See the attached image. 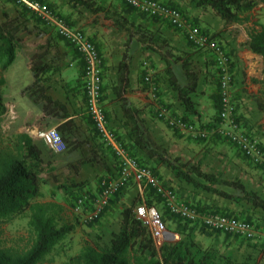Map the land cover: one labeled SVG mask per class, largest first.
<instances>
[{"label":"rangeland","instance_id":"1","mask_svg":"<svg viewBox=\"0 0 264 264\" xmlns=\"http://www.w3.org/2000/svg\"><path fill=\"white\" fill-rule=\"evenodd\" d=\"M34 1L46 5L50 11L64 18L71 27L80 30L91 42L90 36L93 33L94 36L97 34L100 44L108 48L109 56L113 61L109 63L110 65L104 66L97 45L92 42L102 60L103 108L105 115L109 116V129L117 137L122 135L123 139L127 140V133L124 136L122 132L131 130L135 124L131 122L129 125H123L124 115L120 106L122 104L134 106L139 111L135 116V122L140 126L142 138L149 149L158 151L174 164L189 162L204 173L222 175L226 183L216 188L230 194L231 197L224 199L202 188L189 185L157 165L158 177L152 174L161 184L170 188L176 198L190 208L245 220L254 226V237L251 240H242L223 233L207 236L201 233L202 230L197 224L193 226L195 228L193 238L197 245L202 249L212 246L241 262L247 260L250 264H264V211L251 201L253 194L264 202V168L255 160L245 157L236 142L224 134L228 131V127L219 114L221 69L213 52L209 48L198 49L199 47L191 43L184 34L170 27L165 20L146 18L132 9L126 13L125 10L129 7L122 0H93L97 6L103 8L99 13L72 7L70 0ZM176 1L161 3L178 9L186 19L199 27L209 40L215 41L221 47L227 60L225 66L230 79L229 94L230 103L234 108L233 120L243 134L250 137L258 148L264 150V112L257 109V103L255 106L246 107L252 116L250 124L238 115L237 106L247 101L244 100V95L239 93L244 71L236 52L247 48L245 43H237V40L246 28L243 25H226L208 9H193L189 0ZM261 12L264 14V8ZM115 19H127L128 23L132 24L130 31L126 32L116 27ZM0 24L7 28H18L15 36L18 54L5 72L7 84L2 89L4 99L9 98L12 102H19L22 87L30 85L34 80L30 66L49 62L54 71L47 75L48 79L44 85L48 86L52 98L65 102L70 112L78 113L77 115L86 112L88 117L84 119L82 116L83 123L79 120V125L74 123L68 132L64 134L60 132L67 150L59 155H53L42 139L37 137L33 139L27 133L42 149L44 163L48 164L47 175L42 176L46 180L41 187L44 198L41 196L36 201L60 204L63 207L62 220L75 226L71 236H67L46 257L45 264H55L64 257L67 258L69 253L77 254L85 243L105 244L113 231L119 228L123 207L141 198L131 182L117 197L119 199L113 201L100 220L92 224L79 222L72 212L75 200L84 194L91 196L96 194L100 180L116 175L118 170L117 159L108 149L109 147L101 142L94 125L91 124L86 103L85 109L77 105L83 100V77L79 76L70 65L82 64L80 55L58 36L51 24L18 0H0ZM137 25L142 28L139 33L135 32ZM85 27L92 28L91 35ZM129 33L132 34L130 41L127 36ZM140 38H142L141 42ZM123 55H126L130 64L134 61L139 69L134 79L137 86L131 90L142 93L141 104L129 102L127 95L133 93L129 92V84L124 91L117 94L116 88H121L117 79V66ZM188 57H191L188 64L190 78L186 81L178 58ZM167 68L172 70L180 86L192 85L191 79L197 81V95L194 96L197 115L191 116V120L187 123L205 130L206 139H198L187 132L178 131L169 126L166 120L157 117L159 108L167 111L168 118L184 121L181 117L187 115L169 84ZM146 74L149 75L152 85L145 83ZM257 101L260 104L264 102L262 99L255 102ZM39 123L40 126L37 128L39 131L54 127L53 124L46 122ZM85 127L88 129L85 130ZM14 130L13 126L8 130L0 128V136L6 140L14 134ZM78 139L79 145L75 144ZM84 143L90 145L85 146ZM90 148H96V151L92 152ZM136 158L141 162V166L149 171L156 165L145 150L138 149ZM67 160L70 162L65 163ZM91 160L93 162L87 164ZM239 184L250 194V197L235 187ZM152 207L163 213L166 227L170 232L181 221L170 215L160 200ZM27 216L28 214H25L0 226V248L20 250L26 246L29 237ZM255 246L261 247L255 249Z\"/></svg>","mask_w":264,"mask_h":264},{"label":"trees","instance_id":"2","mask_svg":"<svg viewBox=\"0 0 264 264\" xmlns=\"http://www.w3.org/2000/svg\"><path fill=\"white\" fill-rule=\"evenodd\" d=\"M189 2L197 9L210 10L226 25H242L250 22L249 13L257 5V2L253 0H189ZM70 3L72 7L83 8L91 13L103 11V8L97 6L93 0H70ZM128 7L125 10L126 13H129L131 9L135 10L130 6ZM139 14L146 18H152L140 12ZM114 24L126 32L130 31L132 25L128 23L127 19H115ZM136 29L135 32L139 33L142 28L137 25ZM16 33H18V28H7L0 24V117L5 112L2 97V89L5 86L3 74L14 62L18 51ZM246 35L245 46L247 50L259 56L264 66V26L258 24L257 27L254 26L246 32ZM127 36L130 41L132 34L129 33ZM140 39L141 42L142 38ZM178 59L187 81L190 78L188 64L191 57ZM30 68L33 72L34 82L27 90L28 96L33 103L42 104L46 116L67 119L78 114L70 112L69 106L65 102L53 99L48 92V86L44 85L48 79L47 75L54 71L51 63L46 62L38 66L32 64ZM128 72L129 61L126 55H123L117 66V79L121 87L116 88L118 95L129 84ZM166 75L172 90L175 91L184 112L187 114L186 117L181 118L185 122H189L191 116L197 115L194 100V96L197 95V81L191 79L192 85L180 86L177 84L174 73L170 68L166 69ZM251 82L255 84L263 83L254 78L251 79ZM101 100L103 104V85ZM259 107L261 111H264L263 104ZM120 110L124 115V126L131 124V122L135 124L132 126L133 128L131 127V130L123 132L119 130L124 136L127 133V140H124L122 135L117 138L128 154L135 158L140 165L141 162L136 158L138 149L145 150L148 157L156 164L150 168L154 175L157 176L156 166L159 165L167 169L175 178L189 185L202 188L224 199L231 197L230 194L216 188L226 183L222 175L215 176L204 173L189 162L174 164L158 151L149 149L142 138L140 126L135 122V116L139 113L137 108L129 104H122ZM106 119L108 122L109 116H106ZM74 123L75 121L71 118L59 126L57 130L59 133L61 131L64 134L72 129ZM92 162L93 160L87 162V164ZM47 166L48 164L44 163L43 160L42 149L27 133H15L6 140L0 136V226L28 214L27 228L29 234L27 244L23 249L0 248V264H45L46 257L75 227L74 224L62 220L63 207L60 204L36 201L42 196L41 187L46 182L42 176L47 175ZM235 187L250 197V194L246 192L241 184ZM122 191L114 196L115 200H113V197L107 209L113 201L119 199L117 197ZM251 196L254 205L264 211V202L253 196V194ZM159 200L161 201L152 190L144 189L143 201L147 206H152L156 202L158 203ZM140 202L141 199H138L137 202L134 201L129 206L123 207L119 228L111 234L108 244L85 243L78 254L67 257L66 261L61 264H250L247 260L241 262L231 255L223 254L212 246L200 248L193 238V231L195 230L193 226H197V224H190L182 220L172 230L174 234L178 235L179 239L157 245L133 213V208ZM200 210L202 211V209ZM161 216L165 222L166 219L163 213H161ZM200 228L203 231L201 233L207 236L220 233L208 231L203 227ZM259 247L261 246H255V249Z\"/></svg>","mask_w":264,"mask_h":264},{"label":"built area","instance_id":"3","mask_svg":"<svg viewBox=\"0 0 264 264\" xmlns=\"http://www.w3.org/2000/svg\"><path fill=\"white\" fill-rule=\"evenodd\" d=\"M18 1L51 24L58 36L69 43L80 55L83 64V89L88 116L101 141L109 147L118 161L116 175L101 179L96 194L92 196L81 195L73 203L72 212L77 216L79 222L84 224L97 222L107 210L113 197L132 182L141 198V202L133 208V213L157 245H161L166 241H177L179 237L167 229L159 210L147 206L143 201L145 188L152 190L161 199L163 206L170 215L182 221L198 224L208 231L251 240L255 235V230L250 222L217 213H204L188 207L176 198L175 193L170 188L164 187L151 171L143 168L135 158L128 154L117 136L109 129L101 100L103 85L102 60L94 44L80 30L71 27L62 17L50 11L46 5L34 0ZM122 1L148 17L165 20L175 30L184 34L191 43L199 48H209L213 52L221 69V109L219 114L221 120L226 122L228 127V131L223 133L236 142L245 157L255 160L264 168V150L258 148L250 137L243 134L233 120L234 108L230 103L229 94L230 79L225 66L227 60L221 47L215 41L209 40L199 27L186 19L176 8L167 6L157 0ZM144 81L146 84L152 85L147 74L144 76ZM167 114L164 108H159L157 117L166 120L169 126L178 131L187 132V134L198 139H206L207 132L205 130H200L180 119L168 118ZM7 129L8 126L5 125L4 130ZM34 137L42 139L53 155H59L67 150V145L57 128H48L44 131L38 130L37 135Z\"/></svg>","mask_w":264,"mask_h":264},{"label":"crops","instance_id":"4","mask_svg":"<svg viewBox=\"0 0 264 264\" xmlns=\"http://www.w3.org/2000/svg\"><path fill=\"white\" fill-rule=\"evenodd\" d=\"M160 1L164 2V3L177 2L176 0H160ZM253 1L257 2V5L249 13L251 21L242 24L246 28V30L242 32L241 36L237 40L238 41L237 43H245L246 42V40H247L246 32L250 31L252 29V27H254V26L257 27L258 24L264 26V14L261 12V9L264 8V0H253ZM63 7L65 8V6H63ZM191 7L193 9H197L192 4H191ZM72 19H74V18L72 17ZM85 29L89 30L88 32H90V35L92 34L91 33L92 28L91 27H85ZM93 34H92V36H90V39L92 40L93 43H95L97 45L98 52L101 55L102 60L104 61L103 65L104 66L110 65L109 63H111V61H113V60H111L112 58L109 56L108 48H105L106 46L104 44L103 45L100 44L101 42H100V39L98 38L97 34H96V36H94ZM232 42H233V40L231 41V43ZM235 44H236V42H235ZM232 45L234 46V43H232ZM236 55L238 56L237 59L240 61V66H242V69L244 71V73L242 74V80H241V81H243V83H242V85L239 88V90H240L239 93H242L244 95L243 96L244 100L247 101V102H245V104L241 103L240 105L237 106L238 115L242 119H244V121L246 123L250 124L249 121H251V119H252L251 117L252 116L246 110V107H248L249 105L255 106L256 103H257V109L260 112H264V111H261L259 109L260 108L259 105H261V104L264 105V102H262L261 104L259 103V101L255 102L256 100H261V99L264 101V66L262 64L261 58L259 56H257V55L252 54L247 49H244L242 51L238 50L236 52ZM118 61H119V59H118ZM28 62H29V57H28ZM29 66H30V62L28 63V68H29ZM70 66L72 67V69L74 68L73 70L76 73H78L79 76L83 77V68H82L83 65L81 63L78 64L77 66H75L74 64L73 65L71 64ZM138 73H139V69L137 68L135 62L133 61V63L132 62H131V64L129 63V72H128L129 92H133V93H130V95H127V97L129 96V102L130 103L139 102L141 104V101L143 100L142 99L143 98L142 97V93L139 92V91L131 90V88L135 89L136 86H137L134 79H135V77H136V75ZM3 76H4V79H5V73L3 74ZM252 78L260 80L263 83L262 84L252 83L251 82ZM33 82H34V80H33ZM33 82L30 85H28V86H23L22 87V89L20 91L21 92L20 93L21 99L19 100V102H12L11 100H9V98L8 99H4V97L2 95L3 104H4V107H5V112L0 117V128L1 129H3L5 127V125H7L9 129H10V126L11 127L13 126L14 129H15L14 130V134L15 133H28L34 139L35 138L34 136L37 135V131H38L37 128H38V126H40L39 122H46V123H49V124H53L54 127H52V128H58L59 126H61L63 123H65L66 121H68L71 118L75 121L76 125H79V123H78L79 120H80L79 122L83 123L82 116H84V119L88 118L87 115H86V112H83V113H81L79 115H73V116H71L70 118H67V119L66 118L65 119H60V118H57V117L46 116L44 114V112H43L42 104L33 103V101L28 96V91L27 90L33 84ZM82 83H83V81H82ZM6 84L7 83H6V79H5V85ZM249 87H251L252 89L250 90ZM252 90H253V92H252ZM82 95H83V100H82L81 103H78L77 105L80 106L81 109H85L84 90H83V94ZM74 104H76V102ZM87 121L89 122V120H87ZM91 124H92V122H91ZM89 127H90V125L88 126V128ZM88 128L85 127V130H87ZM85 134L87 135V133H85ZM79 141L80 140L78 139L77 142H75V144L79 145L78 144V143H80ZM84 145L85 146H89L90 144L84 143ZM104 146H106V145L104 144ZM90 149L92 150V152L96 151L95 150L96 148L95 149L94 148H90ZM99 149H100V146H99ZM69 162H70V160H67V162H65V163H69ZM105 163H106V165H108L107 162H105ZM106 171H107V168H106ZM41 192H42V190H41ZM41 198H44L43 194H42ZM44 201H47V200H44ZM74 229H75V227H74ZM74 229H73V231H74ZM72 232L70 234H68L67 236L70 237ZM113 232H116V231H113ZM109 240H110V237L107 239L105 244H108ZM72 255H76V253L75 254L69 253V256H72ZM66 259L67 258L64 257L63 259H61V261H59V263L55 262V264H61V263L65 262Z\"/></svg>","mask_w":264,"mask_h":264}]
</instances>
